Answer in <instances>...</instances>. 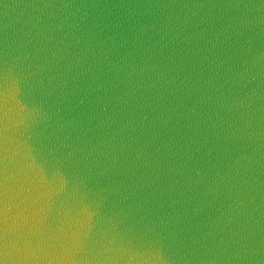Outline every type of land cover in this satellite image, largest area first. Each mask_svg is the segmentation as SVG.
I'll list each match as a JSON object with an SVG mask.
<instances>
[{"label":"water","instance_id":"95a60500","mask_svg":"<svg viewBox=\"0 0 264 264\" xmlns=\"http://www.w3.org/2000/svg\"><path fill=\"white\" fill-rule=\"evenodd\" d=\"M151 245L169 264H264V194L109 196L0 183V264H160Z\"/></svg>","mask_w":264,"mask_h":264},{"label":"clouds","instance_id":"9594fccd","mask_svg":"<svg viewBox=\"0 0 264 264\" xmlns=\"http://www.w3.org/2000/svg\"><path fill=\"white\" fill-rule=\"evenodd\" d=\"M3 87H4V84H3V86H0V92L3 91ZM122 245H125L128 248H130V249H137L138 246H139V245L132 244L131 242H126V243H124ZM151 246H153V245H151ZM153 248L158 250L160 264H169V260H168L167 256L165 255V252H164L163 248L156 247V246H153Z\"/></svg>","mask_w":264,"mask_h":264}]
</instances>
